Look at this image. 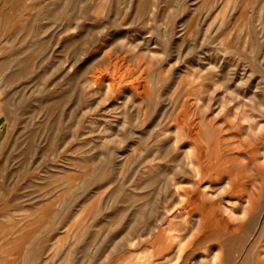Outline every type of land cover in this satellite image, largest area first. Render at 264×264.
Segmentation results:
<instances>
[{
  "label": "rangeland",
  "instance_id": "1",
  "mask_svg": "<svg viewBox=\"0 0 264 264\" xmlns=\"http://www.w3.org/2000/svg\"><path fill=\"white\" fill-rule=\"evenodd\" d=\"M0 264H264V0H0Z\"/></svg>",
  "mask_w": 264,
  "mask_h": 264
}]
</instances>
